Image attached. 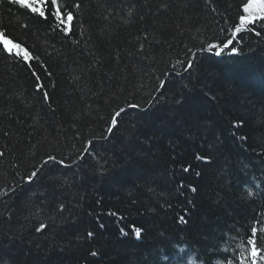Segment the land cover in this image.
Segmentation results:
<instances>
[{"label": "trees", "instance_id": "16d2710c", "mask_svg": "<svg viewBox=\"0 0 264 264\" xmlns=\"http://www.w3.org/2000/svg\"><path fill=\"white\" fill-rule=\"evenodd\" d=\"M248 2L58 0L66 33L0 0V42L21 45L0 47V264H264L248 243L264 255V21L241 20ZM228 39L238 54L215 55ZM113 164L123 186L101 176Z\"/></svg>", "mask_w": 264, "mask_h": 264}, {"label": "snow or ice", "instance_id": "6c2138e0", "mask_svg": "<svg viewBox=\"0 0 264 264\" xmlns=\"http://www.w3.org/2000/svg\"><path fill=\"white\" fill-rule=\"evenodd\" d=\"M38 2L43 5L45 3L48 4V10H38V8L36 6H34L32 3L29 2L28 0V4L25 5V8L30 9L32 14L38 15L39 18L46 22L48 19V16L51 15L52 18L54 20H56L57 24L61 27L62 30H64L66 33L69 31L72 22L74 20V16L73 13L71 11L65 13L63 11V9H61L59 7V3L58 0H38ZM76 7H79V5H76ZM244 11L247 13L246 16H242L241 20L244 22H255L257 17H260V19L262 21H264V0H249V3L245 5V9ZM257 35H259V33H256ZM5 35V33L0 32V38H2ZM0 47H2L7 53H13V49L15 48L17 50V53L20 51L21 49V45L20 43H13V41L11 39H2V42H0ZM212 50V47L209 48V51ZM224 50H230L231 53L233 55H237L238 54V49L237 47H235V42L232 39H228L226 43H224L223 48L221 49L220 52H216V55H221V53ZM28 55L29 53L27 51H24V59L27 60L28 59ZM31 63V61H29V64ZM189 68H191L192 63L189 62ZM43 89V85L41 84V90ZM45 98H47V93H45ZM188 100L189 97L187 94H185V96L176 101V107L171 108V109H167L165 110V115L163 117V121L165 123L168 122H176L179 120L180 115L182 114V110L185 108V106L188 104ZM130 108L133 109H138L139 105H130ZM128 114V109L125 108H120L119 111H117L115 113V118L111 121V125L108 129V131L111 133L113 132V129L116 127V125H118V123L123 119L124 115ZM146 114V112L144 113ZM134 149L132 148H126L124 149L123 153H120L118 155H128L131 156L132 155V151ZM49 160H55V157H49ZM207 160L206 157L202 158ZM115 165L113 164L112 168L106 169L102 174V178H112L114 184L117 185H121L123 186L126 183V179L124 178H115L112 176V174L115 172ZM184 171H188L187 168L184 169ZM36 176V173L33 172L31 174V176L28 178V182H31L32 178ZM193 192L196 191L195 188L191 189ZM249 195H251V193H249ZM63 206H61L62 208ZM183 219V218H181ZM46 227V225L41 224L39 228L36 229L37 232H41L43 231V229ZM101 228H103L104 226L101 224L100 225ZM121 232H123V229H121ZM252 236L253 237H257L258 233L257 230L255 228L252 229ZM87 235L89 237L93 236L92 232H88ZM141 235V229L140 228H136L135 229V236L137 238H139ZM248 243L250 245H252L251 250H250V256L252 258H256L259 256L260 260H264V255H260V251L257 247V241L254 239H249ZM93 256L96 255L95 252L92 253ZM252 264H258L256 259L252 260Z\"/></svg>", "mask_w": 264, "mask_h": 264}, {"label": "bare ground", "instance_id": "6f19581e", "mask_svg": "<svg viewBox=\"0 0 264 264\" xmlns=\"http://www.w3.org/2000/svg\"><path fill=\"white\" fill-rule=\"evenodd\" d=\"M223 47H219V48H217V51H219V50H221Z\"/></svg>", "mask_w": 264, "mask_h": 264}, {"label": "water", "instance_id": "95a60500", "mask_svg": "<svg viewBox=\"0 0 264 264\" xmlns=\"http://www.w3.org/2000/svg\"><path fill=\"white\" fill-rule=\"evenodd\" d=\"M233 34H234V31H233ZM216 52H218L217 50L214 52V54L216 53Z\"/></svg>", "mask_w": 264, "mask_h": 264}, {"label": "rangeland", "instance_id": "374dc122", "mask_svg": "<svg viewBox=\"0 0 264 264\" xmlns=\"http://www.w3.org/2000/svg\"><path fill=\"white\" fill-rule=\"evenodd\" d=\"M249 3V2H248Z\"/></svg>", "mask_w": 264, "mask_h": 264}]
</instances>
